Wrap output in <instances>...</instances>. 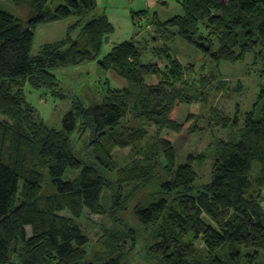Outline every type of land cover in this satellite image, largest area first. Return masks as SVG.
<instances>
[{
	"label": "trees",
	"instance_id": "16d2710c",
	"mask_svg": "<svg viewBox=\"0 0 264 264\" xmlns=\"http://www.w3.org/2000/svg\"><path fill=\"white\" fill-rule=\"evenodd\" d=\"M0 1L26 3L31 10L24 22L0 8V264H124L137 231L105 229L108 253L92 260L80 220L87 211L115 217L154 186L158 190L134 214L152 235L149 257L157 264H264V107L258 117L256 105L237 135L220 141L206 184H197L193 166L206 155L177 168L176 145L187 131L203 130L206 89L223 64L243 63L250 54L264 62V0H182L185 14L167 21L139 12L138 23L147 19L154 26L156 45L125 41L106 55L115 26L107 15H94L97 0H65L56 9L51 0ZM71 17L84 24L79 40L69 35L34 56L37 28ZM176 38L214 65V75L200 78L201 88L190 79L191 67L169 46H158ZM91 63L127 86L106 80L102 102L77 101L62 129L50 128L25 88L65 98L54 71ZM130 116L140 126L120 132ZM214 120L223 127L239 124L216 112L209 124ZM128 149L132 160L122 166L115 152Z\"/></svg>",
	"mask_w": 264,
	"mask_h": 264
},
{
	"label": "rangeland",
	"instance_id": "374dc122",
	"mask_svg": "<svg viewBox=\"0 0 264 264\" xmlns=\"http://www.w3.org/2000/svg\"><path fill=\"white\" fill-rule=\"evenodd\" d=\"M65 0H51L49 7L56 9L64 4ZM98 8L95 16L107 15L115 26V32L104 44L103 55L109 53L115 46L125 42L135 40L140 46L153 47L156 44L151 41L155 34L153 25L148 28L147 19L144 23H138V13L148 12L151 21L157 16L160 21H167L176 16L184 15L185 10L182 0H97ZM0 8L13 14L22 21L26 22L31 14V10L26 3L16 6L11 1H0ZM143 19V18H142ZM77 17L50 21L40 25L35 34L33 55L38 56L42 53L43 47L69 38L79 40L83 25L78 24ZM153 35V36H154ZM167 45L172 49L173 54L181 61L185 67H191L192 75L190 79H197L198 88H201L199 80L202 77L214 75L216 72L212 62L202 54L195 46L187 44L181 38L165 43L164 40L158 42V46ZM260 49L257 50L259 52ZM152 57L149 55L148 59ZM258 61V62H257ZM221 72V71H220ZM59 85L65 98L53 96L46 90L32 89L30 86L25 88L27 100L36 109L39 117L47 126L54 129H62L65 116L71 111L73 104L81 101L84 105L90 106L93 103H100L104 99L106 91V80L117 88L127 86V81L119 77L116 73L106 72L97 63L86 64L73 68L57 69ZM215 75L214 82L206 89L210 93L209 103L202 105L200 112L205 118L200 121L202 131L189 133L187 131L176 143L178 148L177 168L188 163L190 157H198L200 154L206 155V161L194 160L193 166L198 174L197 184L203 185L210 181L214 155L217 147L222 142H228L237 135L239 129L243 127L245 115L256 108L257 116L264 107V62L256 60L253 54L247 56L243 63L236 65L223 64L221 75ZM200 86V87H199ZM263 93V98L260 99ZM260 100V101H259ZM221 115L233 121L238 118V126L233 127L232 123L228 127L218 125L214 120L209 124L213 113ZM187 115L186 108L183 107L182 121ZM0 119H5L0 114ZM230 123V122H229ZM138 122L133 116L125 120L124 127L120 132L127 130L130 132L135 127H139ZM153 132V129L151 128ZM152 135H149V140ZM79 143L78 136L76 144ZM143 146L148 144L147 140ZM217 149V150H216ZM129 149L115 152V158L120 165L125 166L132 160L129 158ZM71 178V172L65 179ZM158 190V186L146 189L135 195L132 202L124 212L115 213V217H102L86 212L80 220L84 231L90 237L91 243L86 247L90 254V259L95 256L106 255L108 249L104 242L105 229L108 232L116 231L122 233L129 228L137 231L138 240L132 246L126 257L124 264H157L149 257V245L152 242L151 233L144 229L134 214L138 205L146 204L150 201L151 195ZM119 219V220H117ZM31 234V230H28ZM264 255V253H263Z\"/></svg>",
	"mask_w": 264,
	"mask_h": 264
},
{
	"label": "water",
	"instance_id": "95a60500",
	"mask_svg": "<svg viewBox=\"0 0 264 264\" xmlns=\"http://www.w3.org/2000/svg\"><path fill=\"white\" fill-rule=\"evenodd\" d=\"M263 206H264V204H263Z\"/></svg>",
	"mask_w": 264,
	"mask_h": 264
},
{
	"label": "crops",
	"instance_id": "0c3cea01",
	"mask_svg": "<svg viewBox=\"0 0 264 264\" xmlns=\"http://www.w3.org/2000/svg\"><path fill=\"white\" fill-rule=\"evenodd\" d=\"M110 19V18H109Z\"/></svg>",
	"mask_w": 264,
	"mask_h": 264
}]
</instances>
